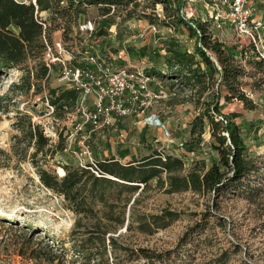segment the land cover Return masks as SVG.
Returning a JSON list of instances; mask_svg holds the SVG:
<instances>
[{
  "label": "rangeland",
  "instance_id": "374dc122",
  "mask_svg": "<svg viewBox=\"0 0 264 264\" xmlns=\"http://www.w3.org/2000/svg\"><path fill=\"white\" fill-rule=\"evenodd\" d=\"M187 1L185 7L193 12L187 18L198 19L207 10L202 0ZM138 4L136 11L125 12L131 4L117 8L123 12L126 24L134 17L144 20L151 17L147 13L154 7L152 1L140 0ZM43 16L49 18L50 14ZM101 16V11L93 6L84 10L81 20L98 18L99 21ZM64 20H47V35L50 40L61 37L66 49L75 51L73 41L79 42L83 36L72 21L71 31L65 36ZM129 32L127 36L137 34L136 29ZM227 38L229 45L237 44L230 29ZM148 41L145 55L162 67L164 60L160 53L167 51L165 46L178 42L181 49L192 51L194 39L182 25L172 34L167 32L157 43L151 36ZM251 55L248 50L241 58L237 55V63L244 70L239 77V88L247 99L227 102L221 99L222 112L238 113L235 120L241 125L256 118L264 119V67L260 71L258 58ZM40 61L45 62L43 51L36 57L29 55L21 66L36 68ZM23 73L10 68L0 75V219L6 221L0 225V264H42L19 254L18 246L23 238L14 229L22 226L33 230L27 231L28 237L33 236L32 242L46 235L58 251L62 246L65 259L54 264H264V133L261 131L262 137L257 142L252 140V135L247 142V154L259 167L249 175V188L243 184L220 194L192 190L168 193L166 185L160 187L156 178L135 189L115 182L107 184L103 197L89 201L91 208L81 212L71 209L68 201L40 183L29 158L33 148H28L25 161L19 160L12 149V138L19 134L13 125L15 113L20 110L42 126L52 144H56L59 134L65 138L64 153H56L46 164L58 176L63 175L61 166L70 163L81 166L114 155L126 164L145 156L150 148L182 152L184 142L190 138L189 122L202 110L208 93L217 88L215 83L199 97L197 86L177 82L176 96L152 102L140 115L128 116L113 127L90 134L86 128L69 145L74 120L69 113L55 118L47 100L49 88L57 89L60 83L51 79L47 85L44 79H37L41 85L39 91L33 88L27 93L19 92L14 84ZM162 80L168 87L175 85H172L175 79ZM210 141L206 128L200 147L185 155L182 174L191 167L199 170L209 167L210 156H217V151L209 146ZM85 146L92 161L81 152ZM168 212L172 215H166Z\"/></svg>",
  "mask_w": 264,
  "mask_h": 264
},
{
  "label": "trees",
  "instance_id": "16d2710c",
  "mask_svg": "<svg viewBox=\"0 0 264 264\" xmlns=\"http://www.w3.org/2000/svg\"><path fill=\"white\" fill-rule=\"evenodd\" d=\"M151 1L154 5L161 3L165 23L175 27L185 26L188 36L194 39V42L192 51L181 49L178 42H170L167 47L165 46L167 51L160 53L164 60V63H161L162 67L153 62L147 73L161 79H175L172 85L180 82L197 86L199 97L203 91H210L214 83L217 88L208 93L207 100L202 102V110L190 120V138L184 142L182 152L150 148L145 156L126 164L119 162L112 155L95 162L99 169L98 175L88 168L90 163L85 166L73 163L63 165L60 169L63 172L62 176H58L55 169L46 167L49 159L56 153H64L65 138L59 134L56 144H52L50 138L44 134L42 126L33 122L30 114L16 110L13 125L19 134L12 138L14 153L19 155V160L25 161L28 148H33L29 158L36 168L40 183L62 196L76 212L90 209L89 201L95 197L102 198L106 185L115 182L135 189L139 188L141 183L145 186L151 179L156 178L160 187L166 185L165 191L168 193L192 190L220 194L234 188L238 189L243 184L249 188V175L258 171L255 159L247 154V142L251 135L255 142L262 137L260 129L264 127V119L256 118L241 125L235 120L239 116L238 113H224L221 109L222 98L225 102L232 99L239 101L247 99L239 88V77L244 70L237 63V55H243V50L239 51L235 45L223 44L213 37L207 22L184 17L180 11L185 0ZM135 2L137 0H34V2L0 0V75L10 68H18L24 73L14 87L24 93L33 88L39 91L41 85L36 80L44 79L47 85L50 80L46 77L47 67L44 62L40 61L36 68L31 69L21 65L29 55L36 57L44 50L42 34L43 24L47 26V20L55 22L59 18H65L63 31L65 36H68L71 31L70 22L76 24L78 15L87 8L97 7L102 15H106L111 5L119 8L133 5ZM44 13L50 14V17L45 18ZM111 23L110 17L101 19L98 33H103V27ZM48 29L49 27H46V33ZM252 50L251 58H257L258 52L253 48ZM128 52L133 57L146 54L145 48L135 51L129 47ZM256 63L260 71H263L264 60L258 58ZM76 98L77 92L73 89L62 88L56 91L49 88L48 101L54 108L53 116L61 118L72 112ZM206 128L211 138L209 146L217 151V156H210V165L207 169L191 167L186 174H182L186 165L185 155L200 147ZM19 148L23 152L19 153ZM166 215L172 214L168 212ZM5 223V220L0 219V225ZM14 231H19L23 238L22 244L18 246L20 255H27L29 259L42 264L64 261L62 246L58 251L53 242H50L52 241L50 237L40 236L37 242H32L33 236L28 237L27 231L33 230L28 226L15 227Z\"/></svg>",
  "mask_w": 264,
  "mask_h": 264
},
{
  "label": "built area",
  "instance_id": "2783aa9c",
  "mask_svg": "<svg viewBox=\"0 0 264 264\" xmlns=\"http://www.w3.org/2000/svg\"><path fill=\"white\" fill-rule=\"evenodd\" d=\"M202 1L207 10L198 15V19L209 24L213 37L229 45L227 33L230 29L236 39L237 44L233 45L237 50H243L245 54L248 48L252 53L253 48L258 52L257 58L264 60V0ZM185 6L181 8V14L186 18L191 17L193 12ZM139 7L131 4V8H125V12L129 9L136 11ZM150 10V13L139 10L142 14H149L150 18L134 17L126 24L123 12L111 5L109 13L100 18L110 16L113 22L103 27V33H98V18L81 20L83 13H80L75 29L83 39L73 41L75 51H68L61 37L50 40L45 31L47 26L43 24L46 77L60 83L61 86L54 89L56 91L69 88L77 92L74 110L69 113L74 120V133L68 136L69 145L86 128H89L87 132L90 134L113 127L128 116L140 115L152 102L168 100L177 95L176 84L168 87L161 78L147 73L153 64L150 56L133 57L128 52L129 47L135 51L148 47L150 36L157 43L166 37L167 32L172 34L175 31L174 25L163 22L166 18L161 3H156ZM129 29H136L137 34L127 36ZM137 37L141 38L138 42L135 40ZM49 107L53 113L54 108L50 103ZM260 131L264 133V128ZM81 152L92 161L88 146L82 148ZM90 164L88 168L98 175L96 163Z\"/></svg>",
  "mask_w": 264,
  "mask_h": 264
},
{
  "label": "crops",
  "instance_id": "0c3cea01",
  "mask_svg": "<svg viewBox=\"0 0 264 264\" xmlns=\"http://www.w3.org/2000/svg\"><path fill=\"white\" fill-rule=\"evenodd\" d=\"M133 6H134L135 8H137V7H139L140 5L138 4V2H135V3L133 4ZM177 28H179V26H177L176 29H177ZM164 83H165V82H164ZM165 85H166V84H165Z\"/></svg>",
  "mask_w": 264,
  "mask_h": 264
}]
</instances>
